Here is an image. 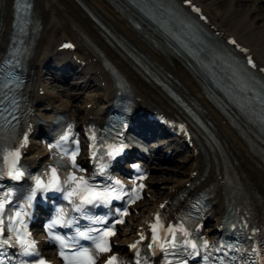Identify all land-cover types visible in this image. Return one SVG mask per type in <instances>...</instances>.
Returning <instances> with one entry per match:
<instances>
[{
  "label": "bare ground",
  "instance_id": "bare-ground-1",
  "mask_svg": "<svg viewBox=\"0 0 264 264\" xmlns=\"http://www.w3.org/2000/svg\"><path fill=\"white\" fill-rule=\"evenodd\" d=\"M195 1L202 4L212 23L224 33L234 35L240 42L245 43L254 53L256 60L264 65V0H251V4L250 0H226V6L222 8H219L220 4L219 6L217 4L219 1ZM11 4L12 0H0V50L2 51L6 48L11 30ZM34 4L35 15L40 19L41 27L32 42L28 60L31 84L40 81L44 65L57 56H62L61 59L67 64H72L70 57L73 53L78 54L85 61L80 72L95 83L93 85L95 91L66 95L64 98L50 91L40 95L38 88L32 87L29 92L32 100L37 101L36 107L41 106L40 103L44 101L50 104L58 103L57 107H70L75 99L83 98V105L76 104V110L79 113L85 117L90 113L100 114L108 105L109 98L113 96L116 88L111 75L98 58L92 61V57L99 51L127 79L134 94L141 98L137 102L138 107L159 106L168 114L178 113L169 102L168 96L143 68L135 64L130 56V53L134 52L162 72L175 85L177 92L189 106L203 112L231 159L237 160L242 181L259 192L264 199V155L252 143L241 137L239 132L229 124L224 114L212 107L205 97L201 79L195 78L190 73L184 58L169 53L162 54L152 42L147 40L145 34L151 35L152 30L146 27V24H144V32L135 30L132 24L134 18L122 11V5L118 1L34 0ZM93 17L96 19L94 20ZM58 32H61L60 40L57 38ZM61 38L74 41L75 50L73 52L57 51L56 47L61 44ZM82 38L86 39L91 46L85 47ZM158 39L163 42L162 38ZM76 85L79 86L80 83ZM97 101L99 106L93 109L91 106ZM87 106L89 108H86ZM146 126L152 127L150 123ZM176 141L181 142L178 138ZM200 142L202 150L199 153L190 149L182 157L184 164L187 165L185 169L176 166L171 168L172 171L169 174L160 176L153 174L149 178L150 185L154 187L151 192L154 199L174 194L184 186L185 182H193L194 178L191 177L193 170L198 171V177H204L200 186L211 182L214 174V156L220 158L222 147L214 145L215 151H211L203 140ZM157 149L160 150L161 147ZM37 153L40 151L37 150ZM174 175L176 178H171ZM161 180H165L166 183L158 184ZM155 182L157 184L154 185ZM163 188L167 189L162 191ZM214 198L216 202L212 207L213 216L219 217L222 214L224 198L218 191ZM144 204H152L151 208L155 207L152 201H146ZM129 239L130 237H124L121 241L128 242ZM121 249L122 246L118 245L117 250Z\"/></svg>",
  "mask_w": 264,
  "mask_h": 264
},
{
  "label": "snow or ice",
  "instance_id": "snow-or-ice-1",
  "mask_svg": "<svg viewBox=\"0 0 264 264\" xmlns=\"http://www.w3.org/2000/svg\"><path fill=\"white\" fill-rule=\"evenodd\" d=\"M195 10L199 11V9ZM232 43L235 44V41H232ZM64 47H72V45L66 44ZM248 64L255 67L251 58L248 59ZM261 71H264V69H261ZM70 135V131L61 135L57 144H49V148L59 147L62 142L68 141ZM91 140L93 141L90 146L91 159L97 161L96 172H93L91 176L86 178L83 175L85 169L77 163L79 148L77 147L71 151L65 149L63 154L59 155L52 164H49L43 173L31 177L34 184L30 188L26 198L28 205H31V202L37 197L38 193H60L62 198L68 201L73 211L80 212L81 215H84L87 211V206L110 205L113 200H121L124 197L129 198V203H134L135 200L141 198L139 192L143 189L144 185H137V179L142 180L144 179L143 176H139L132 181L134 187L130 192L124 191V186L118 179L113 183L95 182L97 173L100 175L105 174V170L109 167V163L115 161L128 146L123 143H107L106 141L97 146L95 143V133H92ZM73 143L78 144V141H73ZM27 144L28 134L25 133L18 147L13 150H4L3 161L5 167L0 168V178L9 177L11 180L19 181L25 176V171L17 167V165L20 161L21 149ZM98 150H103L102 156L100 157H97ZM105 157L107 158L106 160L104 159ZM133 167L138 168L139 166L133 165ZM2 187L3 186L0 185V188ZM11 195V189L0 192V235H3L6 231V220L8 222L7 229L11 230L13 233V235L5 239H0V247L10 245L14 241L21 246L23 254L35 253L37 251V242L31 239L30 233L27 232V226L23 219L26 213L21 211H16L14 215H8L6 213V205L9 203ZM160 207L163 208L164 204H161ZM8 211L10 212L11 209H8ZM67 211V207H59L55 218L45 225L48 237L59 243V248L61 249L59 251V256L63 258L65 264H96L101 254L110 253L112 251L109 240L116 235L115 224L124 223L123 217L128 215L126 208L123 210L117 208L116 213L119 219H115L111 226L94 227L90 225L83 231L79 227H76L75 236L69 240L66 239L64 235L56 234L51 231L57 225L70 226L75 223L73 219H66ZM87 218L93 220L95 225L105 224L106 222V218ZM17 221L18 224L14 228L13 224H16ZM149 227L151 229V242L148 243L146 247L148 249L162 250L166 255L176 256L177 259L175 264H188L186 258H181L184 253H186L188 257H195L201 255L199 252L200 248H209L208 240L192 239V233L185 227L184 223H179L175 226L169 224L165 227L159 212L155 214V222L151 223ZM233 227H235V225H233ZM21 229H23L22 234ZM81 238L86 241H91V246L86 247L80 244L79 240ZM145 239L144 233L141 232L139 240L128 246L135 251V264H141V261L145 259V257L141 256L139 250L140 242ZM221 247H224V245H221ZM226 247L232 248L234 246L228 244ZM69 248L76 250L70 253L64 251V249ZM220 250L221 248L216 249V251ZM152 254L155 255L156 252L153 251ZM216 259L220 261V264H223V256L217 257ZM235 259L236 257L233 256L232 260ZM203 260L208 264V262H210V256L203 255ZM21 264H26V262H21ZM35 264H47V261L43 258H39L35 260ZM104 264H124V262L119 260L117 255L113 254L108 256ZM167 264H172V262L168 261Z\"/></svg>",
  "mask_w": 264,
  "mask_h": 264
},
{
  "label": "rangeland",
  "instance_id": "rangeland-1",
  "mask_svg": "<svg viewBox=\"0 0 264 264\" xmlns=\"http://www.w3.org/2000/svg\"><path fill=\"white\" fill-rule=\"evenodd\" d=\"M203 1H205V2H207V1H219L217 4H218V6H219V4H220V6H219V8H222V7H224V6H226V0H203ZM250 4H251V2H249ZM212 14H214V12H211ZM251 18H254V17H251ZM218 20H220V19H218ZM224 24H226V22L224 23ZM157 178V177H156ZM171 178H175V176H172Z\"/></svg>",
  "mask_w": 264,
  "mask_h": 264
}]
</instances>
